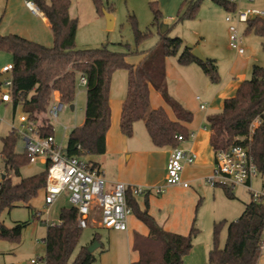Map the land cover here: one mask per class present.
Wrapping results in <instances>:
<instances>
[{"label": "trees", "instance_id": "trees-1", "mask_svg": "<svg viewBox=\"0 0 264 264\" xmlns=\"http://www.w3.org/2000/svg\"><path fill=\"white\" fill-rule=\"evenodd\" d=\"M50 21L54 38L52 46H47L19 34L0 32V53L12 55L11 95L14 112L20 105L29 120L36 122L42 135H53V124L48 116V108L54 93L58 92L61 101L74 104L79 76L84 74L86 83L85 121L74 127L69 133L64 147L70 156H100L106 152V135L111 125L110 89L113 74L118 69L128 72L127 94L122 105L120 128L124 135L132 137L134 124L143 120L146 129L157 147H176L181 141L178 135L187 139L189 128L184 124L194 118L193 112L173 96L167 88L165 61L167 57L178 56L181 64L197 63L210 81H220L216 59L202 61L196 58L191 49L183 47V39L170 37L169 27L159 31V45L146 53L138 47L151 35V29L141 30L133 20V31L137 48L116 51L107 45L98 48H79L76 44L78 19L70 15L71 0H32ZM227 11H233L237 2L231 0H213ZM99 5V0H95ZM187 8L178 12L177 21L193 19L200 7V0L188 1ZM99 9V8H98ZM110 12V10H109ZM161 11L155 9V20ZM135 19V18H133ZM245 33H255L264 37V18L254 17L246 22ZM264 50V40L261 42ZM145 54L137 64L128 57ZM0 84V93L1 86ZM158 90L166 103L172 108L176 119H172L164 107L153 108L150 103V86ZM260 122L252 135L251 153L258 167L264 169V66L253 64L251 78L244 79L235 95L224 101L221 111L206 116V126L211 131L210 143L215 150L226 149L235 143H246L250 125L255 118ZM21 135L11 130L2 137L0 159L6 165L5 178L0 181V216L5 210L25 205L32 210L31 201L41 190L45 192L47 184L46 169L30 176L22 177L18 182L11 174L20 175V169L30 163L28 153L17 152L16 144ZM93 166L100 164L87 160ZM231 198V187L224 186ZM149 189H145V208L141 209L130 188L127 202L131 212L149 229L148 235L136 232L132 249L139 258L131 264H184V257L191 251L199 228L193 221L187 234L164 230L149 212ZM33 216L40 213L33 211ZM223 221L215 223L214 244L209 251L205 264H258L262 254L264 232V197L255 200L253 196L237 220L228 224L225 245L219 244V232ZM28 222H18L7 227L0 219V239L19 242L22 230ZM77 221L75 207L63 208L60 222L47 225L45 236L46 253L42 257L46 264H94V252L82 245L73 254L82 235ZM98 240L97 236L93 241ZM99 241V240H98Z\"/></svg>", "mask_w": 264, "mask_h": 264}, {"label": "rangeland", "instance_id": "rangeland-1", "mask_svg": "<svg viewBox=\"0 0 264 264\" xmlns=\"http://www.w3.org/2000/svg\"><path fill=\"white\" fill-rule=\"evenodd\" d=\"M190 0H99V5L95 0H71L70 15L78 19V29L76 33V44L79 48H98L107 45L116 51H126L128 44L131 49L137 48L133 31V20H136L141 30L151 29L150 37L138 48L146 53L153 52L159 45L161 28L166 25L170 28V37L179 36L183 39V47L189 44L196 46L207 58H216L220 69L224 72L225 66L236 59L238 52L230 46V30L227 16H231V22L237 24L239 34L242 36L241 46L245 49V55H251L249 65V75L251 78L253 64L264 66V50L261 42L264 37L255 33H245V22H239L237 14L241 10L261 9L264 10V0H236L237 7L233 11H227L213 0H200V7L197 15L193 19L177 21L178 12H183ZM25 2V1H24ZM99 8V9H98ZM158 8L161 14L155 20V9ZM113 15V26L107 27L105 11ZM0 25L6 28H20L21 24L31 27L29 37L45 45L52 46L54 38L51 28L34 12H29L19 0H0ZM135 18V19H133ZM133 56V55H132ZM130 56L128 59L135 64L136 58L140 55ZM178 56H172V61H177ZM12 61L9 53H0V73L3 67ZM128 72L126 69H118L112 77L111 89L115 94H127ZM7 89L2 84L1 94ZM201 93L200 90L196 91ZM59 94H54V98ZM86 93L85 86L78 82L74 109L68 107L61 112L57 119H52L53 135L58 144L65 147L71 130L81 125L85 118ZM23 114L19 105L14 112L12 102L0 100V151L2 148V137L14 128H21L20 116ZM143 121V120H142ZM136 124L133 136L142 140V137L149 140V134L143 122ZM137 125H141V132ZM64 126H67L65 130ZM132 136V137H133ZM137 137V138H136ZM151 141V140H149ZM25 142L23 137H19L16 150L23 152ZM46 169V165L41 162H30L20 169V175L11 174L12 180L18 182L22 177L30 176ZM6 165L0 159V181L3 174H6ZM107 176L114 172L111 163L107 164ZM106 179V178H105ZM206 184V185H205ZM204 191L206 195L194 201L195 223L199 228V234L194 239L191 251L184 257V264H205L208 261L209 251L214 244L215 223L223 221L219 232V244L224 246L227 238L228 224L241 215L244 209V202L252 197V191L248 188L236 185L232 187L234 197L227 195L222 185L215 188L206 183ZM263 178L261 176L252 179L254 190L262 189ZM209 188H208V187ZM156 196L152 200L150 213L154 216L166 217L169 214L171 219H175L177 214L172 212L173 207L161 202V195L154 192ZM158 196V197H157ZM143 202V198H139ZM184 209L192 204L190 196H182ZM32 210L40 213L39 217L33 216V212L25 205H19L11 210H5L0 219L7 227H13L18 222H28L23 228L21 240L13 242L0 239V264H33L35 259L37 264H45L42 257L46 253L45 236L47 225L45 219L58 220L63 208L71 207L67 194L61 197L50 207V214L47 215V205L44 201V191L41 190L36 198L31 201ZM169 207V208H168ZM130 219V216H129ZM100 214L94 212L89 219L87 227L82 229V235L78 246L72 257L78 252L82 245H91L93 237L97 236L100 245L94 250L96 261L94 264H130L131 256L134 252L130 248L129 240L131 231L110 230L99 226ZM264 238V232H263ZM258 264H264V249Z\"/></svg>", "mask_w": 264, "mask_h": 264}, {"label": "crops", "instance_id": "crops-1", "mask_svg": "<svg viewBox=\"0 0 264 264\" xmlns=\"http://www.w3.org/2000/svg\"><path fill=\"white\" fill-rule=\"evenodd\" d=\"M19 1L27 11L33 12L26 6V0ZM34 13L40 16L51 28L49 19L41 11ZM19 27L6 28L0 25V32L2 34L15 33L26 38L32 37L29 35L31 27L28 28L24 24H21ZM245 54L246 51L242 54L238 53L236 55L237 58L225 66L224 72L220 69L222 77H220V81L217 83L210 81L200 65L195 62L181 64L178 62V59L177 61H172V56L166 58L165 67L168 91L194 114L191 122L184 123L193 135L179 144L183 148L191 149L196 154L195 162L186 165L183 171V178L190 182L188 187L166 185L165 183L166 166L172 147L155 146L150 135L149 140L151 141L145 139V137H142L143 139L140 141L138 139H132L135 138L134 136L127 137L122 133L120 118L126 94H114L113 91H110L111 125L106 135V152L100 156H86L83 158L100 164L99 166L104 178H106V186L108 189H112L118 181L125 182L128 185L142 187L143 189H149V212L151 211L152 200L156 198L153 191L156 192L157 187H163V192L158 193L161 195V202L167 206L170 205L169 207H173L172 212L177 214L175 219H171L169 214L164 218H159L152 213L158 225L164 230L187 234L193 221H195L193 210L194 201L198 199V205L201 198L206 195V192L203 190L205 178L214 171L215 167V151L210 143L211 131L206 126V116L210 113L221 111L225 99L235 95L240 83L249 75V65L252 57L251 55ZM144 56L145 54H140V57L138 59L136 58L134 65H137ZM11 63L12 61L9 62V64ZM83 86H85V93H87L86 85ZM198 90L201 93H197L196 91ZM55 94L58 95V92H55ZM150 103L153 108L164 107L169 116L172 119H176L172 108L166 103L162 94L152 85L150 86ZM85 118L81 122V125L84 123ZM138 122H143L145 125L142 120L136 121L134 129L136 124H141ZM137 126L141 132V125ZM38 162L45 164L43 161ZM108 163H111L114 167V172L109 174V176H107L106 172ZM213 187L215 188V186ZM134 196L141 209H144V194ZM182 196H190L191 198L192 204L190 206L188 205L187 209H184L183 200L180 199ZM140 197L143 198V202L140 201ZM247 202H244V207ZM129 216L128 229L125 231L132 230L129 246L134 252L130 260L133 262L139 258L138 252L132 249L134 235L136 232L148 235L149 229L132 212Z\"/></svg>", "mask_w": 264, "mask_h": 264}, {"label": "built area", "instance_id": "built-area-1", "mask_svg": "<svg viewBox=\"0 0 264 264\" xmlns=\"http://www.w3.org/2000/svg\"><path fill=\"white\" fill-rule=\"evenodd\" d=\"M235 1L236 0H231ZM253 1V0H252ZM26 6L33 12H38V6L32 0H26ZM254 17L264 18V10L253 8L241 10L237 14L239 22H247ZM230 30V46L242 54L245 49L241 46L242 36L239 34L238 26L231 22V16H227ZM12 63L3 67L2 73L11 72ZM78 82L86 85L87 79L84 74L79 76ZM3 84L7 89L2 93L1 100L11 102L12 98L8 91L11 86V78L6 79ZM55 94V93H54ZM69 104L60 100L59 96L54 98L48 108L50 119H57L61 112H64ZM203 107V106H202ZM21 128H14L25 142V151L28 153L30 162L43 161L48 164L47 184L44 192V201L47 205L46 214H50V207L61 197L67 194L72 207L77 209V221L81 228L89 224V219L94 212H99V226L125 231L128 229V217L131 208L127 202V192L130 188L133 195H141L142 187L128 185L118 181L112 189L106 186V180L99 167L88 163L86 159L79 156L66 154L64 147L58 144L54 135H42L37 130L36 122L29 120L23 113L20 116ZM260 119L255 118L250 125V132L247 137H242L246 143H235L229 148L215 150L214 171L205 178V182L212 185H224L233 187L241 185L252 191L255 200L264 197V169L261 170L254 161L251 153V138ZM65 130L67 126H64ZM193 134L190 132L189 136ZM178 140H186L184 135L179 134ZM196 154L191 149L181 146L172 147L166 166V185H180L188 187L190 182L183 178V171L186 165L193 164ZM261 176L263 178L262 189L254 190L252 179ZM163 187H157L156 192L162 193ZM48 225L60 222L58 220L45 219ZM264 249V240L262 250ZM33 264L38 261L32 259ZM45 262V259H44ZM46 264V262H45Z\"/></svg>", "mask_w": 264, "mask_h": 264}, {"label": "water", "instance_id": "water-1", "mask_svg": "<svg viewBox=\"0 0 264 264\" xmlns=\"http://www.w3.org/2000/svg\"><path fill=\"white\" fill-rule=\"evenodd\" d=\"M105 16H106V20H107V27H108V28H111V27L113 26V20H114V17H113V15H112L110 12H108V11H105ZM166 28H167V26L164 25V26L161 28V31H165ZM187 47L191 49L192 54H193L196 58H198V59H200V60H202V61H206V60H207V57H205V56L201 53V51H200L196 46H194L193 44H189ZM10 77H11V73H10V72L1 73V74H0V84L3 83L6 79H9ZM69 107H70L71 109H74V104L69 105ZM2 178H5V174H3ZM99 245H100L99 241H98V240H95V241H93V243H92L91 245L88 246V250H89L90 252H94V250L96 249V247H98Z\"/></svg>", "mask_w": 264, "mask_h": 264}]
</instances>
